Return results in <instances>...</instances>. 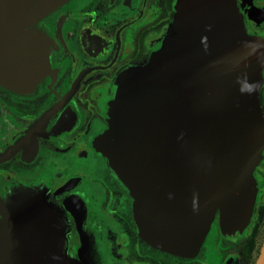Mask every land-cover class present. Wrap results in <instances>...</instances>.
I'll use <instances>...</instances> for the list:
<instances>
[{
	"label": "water",
	"instance_id": "1",
	"mask_svg": "<svg viewBox=\"0 0 264 264\" xmlns=\"http://www.w3.org/2000/svg\"><path fill=\"white\" fill-rule=\"evenodd\" d=\"M67 0H0V82L32 90L49 68L34 23ZM236 0H177L160 47L122 70L95 139L133 196L143 239L195 255L219 212L223 230L251 219L263 156L264 38ZM64 214L42 191L0 203V264H90L66 252ZM256 264H264V240Z\"/></svg>",
	"mask_w": 264,
	"mask_h": 264
},
{
	"label": "flooded vegetation",
	"instance_id": "2",
	"mask_svg": "<svg viewBox=\"0 0 264 264\" xmlns=\"http://www.w3.org/2000/svg\"><path fill=\"white\" fill-rule=\"evenodd\" d=\"M246 29L264 38V0H236ZM177 0H67L34 23L49 68L27 91L0 82V203L42 191L65 217L66 252L90 264H256L264 240V148L254 167L250 221L233 232L219 212L193 255L142 238L133 196L95 146L122 70L161 45ZM260 99L264 105V66Z\"/></svg>",
	"mask_w": 264,
	"mask_h": 264
}]
</instances>
